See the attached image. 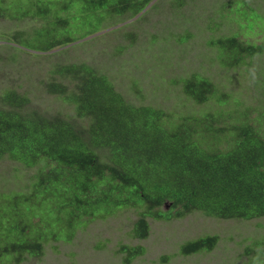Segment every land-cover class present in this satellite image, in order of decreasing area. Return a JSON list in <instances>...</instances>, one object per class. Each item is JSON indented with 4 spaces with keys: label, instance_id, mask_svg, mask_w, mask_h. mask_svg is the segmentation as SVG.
<instances>
[{
    "label": "trees",
    "instance_id": "obj_1",
    "mask_svg": "<svg viewBox=\"0 0 264 264\" xmlns=\"http://www.w3.org/2000/svg\"><path fill=\"white\" fill-rule=\"evenodd\" d=\"M153 1L0 0V21L27 22L28 28L2 37L27 50L63 51L99 31L142 19ZM171 2L180 8L187 1ZM251 2L225 0L216 12L227 21L243 18L249 30L264 27L258 3ZM214 17L205 24V43L219 66L262 73L258 56L264 40L216 34ZM186 40V33L178 36ZM177 81L193 103L189 111L136 103L85 61L56 62L40 82L70 111L36 108L26 92L2 89L0 162L14 161L33 173L20 189L0 191V264L41 258L47 245L72 242L79 230L123 209L137 213L131 229L137 239L149 237L150 219L170 221L193 212L264 219V105L257 112L198 71ZM219 240L205 234L184 241L179 252H211ZM119 250L131 264L146 247L125 243ZM246 254V264H264V238Z\"/></svg>",
    "mask_w": 264,
    "mask_h": 264
},
{
    "label": "rangeland",
    "instance_id": "obj_2",
    "mask_svg": "<svg viewBox=\"0 0 264 264\" xmlns=\"http://www.w3.org/2000/svg\"><path fill=\"white\" fill-rule=\"evenodd\" d=\"M186 1L179 8L171 0H154L155 5L149 7L142 19H129L99 31L63 51H32L9 42L2 37L3 33L28 29L27 22L0 21V92L13 86L30 96L33 107L70 111L60 98L47 93L40 82L56 62L85 61L107 73L117 88L136 103L162 106L175 113L191 110L193 103L177 80L198 71L220 86H227L244 105L255 106L260 112L258 105H264V70L257 73L242 67L241 71L228 72L220 67L205 43L209 31L204 27L208 16L214 15L216 34L237 32L241 38L258 43L264 40V27L257 25L249 30L243 18L222 19L216 10L225 0ZM251 3L252 7L258 3V11L264 16V0ZM29 25H33L32 21ZM183 33L187 40L178 41ZM258 58L263 59L264 66V53ZM258 58L253 61L259 66ZM31 173L33 170L14 161H1L0 191L20 189ZM136 218L133 209L119 210L79 230L72 242H60L56 247L49 244L41 258H29L21 264H125L119 250L125 243L146 247L145 254L131 264H246V248L264 238V219L228 220L193 212L170 221L150 219L149 237L137 239L131 234ZM205 234L220 237L213 251L192 255L179 252L184 241Z\"/></svg>",
    "mask_w": 264,
    "mask_h": 264
},
{
    "label": "bare ground",
    "instance_id": "obj_3",
    "mask_svg": "<svg viewBox=\"0 0 264 264\" xmlns=\"http://www.w3.org/2000/svg\"><path fill=\"white\" fill-rule=\"evenodd\" d=\"M152 4H154V1L147 7V9L149 8V7H151L152 6ZM138 17V16H137Z\"/></svg>",
    "mask_w": 264,
    "mask_h": 264
}]
</instances>
